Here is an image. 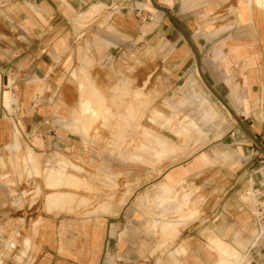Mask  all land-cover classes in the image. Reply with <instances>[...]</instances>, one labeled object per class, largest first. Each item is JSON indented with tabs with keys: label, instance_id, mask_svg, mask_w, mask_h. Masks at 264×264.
I'll list each match as a JSON object with an SVG mask.
<instances>
[{
	"label": "crops",
	"instance_id": "obj_1",
	"mask_svg": "<svg viewBox=\"0 0 264 264\" xmlns=\"http://www.w3.org/2000/svg\"><path fill=\"white\" fill-rule=\"evenodd\" d=\"M155 1L178 18L200 51L206 78L264 143V0ZM6 3L7 7L0 9V152L2 147L17 148V130L23 129L22 123L38 142L32 144L35 147L42 140L44 146L63 144L76 149L75 135L59 132L65 130L61 125L65 119L60 117L73 112V120L78 122L75 109L82 100L73 71L87 65V55L90 64H98L131 42L153 43L155 51L166 52L164 64L176 75V92L201 79L197 58L177 25L149 0ZM138 8L144 9L145 15H154L155 20L143 21ZM100 13L101 17L111 14L105 24L97 22ZM91 14L96 15L90 23L79 22ZM19 87L22 95L17 102ZM209 96L211 107L222 117V135L186 166L170 170L166 186L170 189L184 177H197L198 172L209 170L213 180L203 184L207 194L196 226L202 231L198 234L201 239L206 237L208 247L218 253L217 264H226V259H243L242 252L249 255L255 250L258 232L252 208L247 205L255 209V203L247 193L264 179V152L214 95ZM198 213L196 208L183 218ZM62 222L49 219L32 231L30 264H152L145 242L122 224ZM178 232L177 228L167 235ZM191 256L200 257L197 264H209V250Z\"/></svg>",
	"mask_w": 264,
	"mask_h": 264
},
{
	"label": "rangeland",
	"instance_id": "obj_2",
	"mask_svg": "<svg viewBox=\"0 0 264 264\" xmlns=\"http://www.w3.org/2000/svg\"><path fill=\"white\" fill-rule=\"evenodd\" d=\"M6 1L0 0V9L7 7ZM101 14L97 22L105 24L111 14ZM95 15H85L79 22ZM153 46L134 41L98 64H90L87 55V65L73 71L81 100L85 91L93 103L89 113L82 101L76 105L78 122L73 112L60 117L65 119L61 123L65 130L59 132L75 135L76 149L44 146L42 140L35 147L32 144L38 142L23 123L17 130V148L2 147L0 264H30L32 231L49 219L78 225L97 220L122 224L145 242L152 264H197L200 257L191 255L208 250L207 262L217 264L218 253L208 247L206 237L201 239L196 226L207 194L203 184L213 180L209 170L184 177L170 189L166 175L186 166L222 135V117L211 107L210 92L200 78L183 92L175 91L176 75L164 64L166 52ZM19 88L17 102L22 95ZM261 182L256 188L263 192L264 179ZM247 205L254 227L262 230L260 239L249 255L242 252L243 259L229 258L226 264H264V215L259 223L252 205ZM196 208L198 215L183 218ZM177 228V235H167Z\"/></svg>",
	"mask_w": 264,
	"mask_h": 264
},
{
	"label": "water",
	"instance_id": "obj_3",
	"mask_svg": "<svg viewBox=\"0 0 264 264\" xmlns=\"http://www.w3.org/2000/svg\"><path fill=\"white\" fill-rule=\"evenodd\" d=\"M153 6L156 9L162 10L165 13H167L171 19L174 21V23L177 25L178 29L182 33L184 39L186 42L189 44L191 49L193 50L197 61H198V71L201 76V79L203 80L205 86L207 89L210 91L212 95L228 110V112L232 115V117L236 120L237 124L243 131L254 141V143L264 152V143L257 137L255 136L251 130L248 128L246 125L245 121L242 119L241 116L238 115V113L235 111V109L229 104V102L215 89V87L209 82V80L206 78L205 74L202 71L201 67V54L199 49L197 48L196 44L192 40L191 36L188 34V32L185 30L181 22L178 20V18L169 10L160 7L155 0H151Z\"/></svg>",
	"mask_w": 264,
	"mask_h": 264
},
{
	"label": "bare ground",
	"instance_id": "obj_4",
	"mask_svg": "<svg viewBox=\"0 0 264 264\" xmlns=\"http://www.w3.org/2000/svg\"><path fill=\"white\" fill-rule=\"evenodd\" d=\"M149 3L153 6L151 0H149ZM154 7V6H153ZM155 8V7H154ZM156 9V8H155ZM201 77V76H200ZM83 94V99H82V102L84 103V111L85 113H89V112H93V103H92V100L89 96H87V93L85 91L82 92ZM257 192L258 190L254 187H252L249 191H248V195H251L252 198L254 199V203H255V213L256 215H259L260 214V210L258 208V205L261 203L264 205V202L262 201H259L258 200V197H257ZM263 229V227H262ZM261 228L260 229H257V241L260 239V234H261Z\"/></svg>",
	"mask_w": 264,
	"mask_h": 264
},
{
	"label": "built area",
	"instance_id": "obj_5",
	"mask_svg": "<svg viewBox=\"0 0 264 264\" xmlns=\"http://www.w3.org/2000/svg\"><path fill=\"white\" fill-rule=\"evenodd\" d=\"M137 11H138V13L140 15H142L141 18H142L143 21H147V20L153 21V20H155L154 15H150V14L149 15L148 14L145 15L144 14V9L138 8ZM261 170H264V159L261 161ZM262 184H263V182H260V185H262ZM257 190H258V192H257L258 199L264 198V191L263 192L260 191L259 188ZM260 201L264 202V200H260ZM258 206H259L258 208L260 210V214L257 215V217H258V222L260 223L261 220L263 219V218H260V217L264 215V205L260 203Z\"/></svg>",
	"mask_w": 264,
	"mask_h": 264
}]
</instances>
